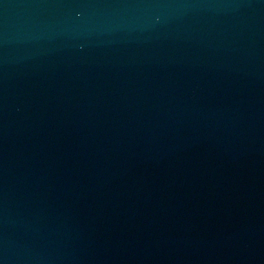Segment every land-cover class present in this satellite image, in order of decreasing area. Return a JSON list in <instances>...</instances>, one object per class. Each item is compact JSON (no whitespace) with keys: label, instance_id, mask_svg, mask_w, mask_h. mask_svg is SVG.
Segmentation results:
<instances>
[{"label":"water","instance_id":"95a60500","mask_svg":"<svg viewBox=\"0 0 264 264\" xmlns=\"http://www.w3.org/2000/svg\"><path fill=\"white\" fill-rule=\"evenodd\" d=\"M0 264H264V0H0Z\"/></svg>","mask_w":264,"mask_h":264}]
</instances>
